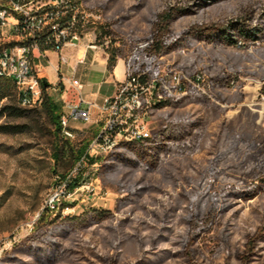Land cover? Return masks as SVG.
<instances>
[{
    "label": "rangeland",
    "instance_id": "rangeland-1",
    "mask_svg": "<svg viewBox=\"0 0 264 264\" xmlns=\"http://www.w3.org/2000/svg\"><path fill=\"white\" fill-rule=\"evenodd\" d=\"M73 2L81 37L91 35L117 60H130L135 72L148 67L159 82L180 76L146 121L152 137L173 141L153 173L110 166L112 153L90 151L70 186L76 193L53 213L45 207L50 194L76 167L74 153L89 150L98 132L88 125L73 141L62 137L67 150L59 161L44 118L31 119L27 134L0 135V264H47L37 255L55 247L53 264H244L257 233L263 239L250 264H264V43L240 36L243 23L257 28L264 0ZM170 9L183 10L171 41L196 26L224 30L223 38L148 60L146 40ZM59 90L47 89L43 99L63 104Z\"/></svg>",
    "mask_w": 264,
    "mask_h": 264
},
{
    "label": "built area",
    "instance_id": "built-area-1",
    "mask_svg": "<svg viewBox=\"0 0 264 264\" xmlns=\"http://www.w3.org/2000/svg\"><path fill=\"white\" fill-rule=\"evenodd\" d=\"M75 13L71 0H0V45H4V52H0V73H7L16 79L17 86L22 87L21 107L37 108L43 103L42 82L34 66L36 56L43 57L47 52L42 48L61 54L65 48L79 44V28L84 24ZM5 29L15 30V38L5 37ZM23 40H30V47H23ZM61 59L66 62L63 57ZM144 75H136L129 60L124 81L101 108L85 101L77 83L73 79L69 81L71 88L78 93V105H68L65 94H62L68 113L60 118L61 135H65L67 141L75 140L77 134L71 129V122L84 126L90 124L92 109L97 108L104 115V121L85 156L50 194V201L45 206L48 211L54 213L63 200L76 193L70 191V186L82 172L90 151L102 153L115 149V141L119 137H139L143 141V134H151L146 125L149 117L146 105L158 107L166 94H172L170 85L179 84L181 79L174 76L167 83L159 82L160 78L144 79ZM81 104H87L88 110H82ZM90 187L91 184H86L82 189L89 190Z\"/></svg>",
    "mask_w": 264,
    "mask_h": 264
},
{
    "label": "trees",
    "instance_id": "trees-1",
    "mask_svg": "<svg viewBox=\"0 0 264 264\" xmlns=\"http://www.w3.org/2000/svg\"><path fill=\"white\" fill-rule=\"evenodd\" d=\"M183 10L170 9L157 16L156 22L152 30V34L147 38L148 44L143 49V54L148 60L160 59L162 57L170 56L173 54L182 55L184 51L190 50L196 47L205 38H209L210 42L216 41V38L222 39L224 30H217L214 28L205 27H193L189 31L182 33L177 39L171 41L172 24L180 16H182ZM254 15L250 13L248 20L253 21ZM241 39L249 42L252 37H256V45L264 43V14L260 16L257 24V28L251 29L245 23L241 24ZM221 45L228 43L234 45L233 42H225L223 40H217ZM251 45V44H248ZM43 51H51V49H44ZM109 55L108 71L112 72L117 63V56L115 54ZM148 67L143 66L140 72H135L136 75H144V79L149 78ZM217 78L221 77V74H216ZM43 92L47 89L44 88V82L46 80L41 79ZM60 86H62L60 84ZM21 100L19 98L18 89L13 80L0 78V135L16 136L24 135L32 131L31 119L44 118L49 122L52 129L51 135L53 142V158L59 161L67 150V144L63 142L61 135L60 118L62 113L58 106L49 99H43V103L37 108H24L21 107ZM65 139V138H64ZM66 140V139H65ZM67 141V140H66ZM173 140L167 138L164 135L151 137L148 140L139 142H123L121 146H118L108 158L105 159V163H109L110 166H128L132 169L141 170L143 172L153 173L156 172L161 165L165 162V159L170 151V144ZM125 143V144H124ZM87 149H81L74 153L75 163L81 161L85 156ZM89 158V157H88ZM91 164L95 162L90 159ZM65 179V177L63 178ZM77 186V184H76ZM236 196H240L237 194ZM242 197V196H241ZM244 197V196H243ZM127 202L128 199H124ZM103 219L95 218L96 223H101ZM263 239L260 233H257L251 237L246 245V254L240 258L244 264H250L254 255L257 252V245ZM38 261H43L47 264H53L57 257L58 252L55 249L51 252L39 253ZM105 264H116L115 261L108 262L104 260Z\"/></svg>",
    "mask_w": 264,
    "mask_h": 264
},
{
    "label": "crops",
    "instance_id": "crops-1",
    "mask_svg": "<svg viewBox=\"0 0 264 264\" xmlns=\"http://www.w3.org/2000/svg\"><path fill=\"white\" fill-rule=\"evenodd\" d=\"M36 57L34 66L38 70V77L46 80L50 85L49 89L54 92L60 91L59 87L64 88L62 94H65V102L72 106L78 105V93L71 88L69 84L71 79L79 86L84 100L95 103L99 108L104 105L106 99L115 95L117 86L125 79V62L118 59L113 71L109 72V55L94 45L91 35L82 36L76 47L65 48L61 54L47 51L43 57L38 55ZM61 57L65 59V63ZM62 103L56 105L58 108L62 106V113L67 114L63 100ZM80 108L88 110L87 104H81ZM91 115L92 122L88 125L93 133H97L104 121V115L97 108L91 110ZM70 125L74 131H82L88 126L81 125L79 128L76 125L72 126V122Z\"/></svg>",
    "mask_w": 264,
    "mask_h": 264
},
{
    "label": "bare ground",
    "instance_id": "bare-ground-1",
    "mask_svg": "<svg viewBox=\"0 0 264 264\" xmlns=\"http://www.w3.org/2000/svg\"><path fill=\"white\" fill-rule=\"evenodd\" d=\"M71 1H73V0H71ZM5 37H7V38H15V30H13V29H5ZM23 47H30V40H23ZM0 52H4V45H0ZM0 78L1 79H10V80L14 81V83H15L17 89H18V92H19V98L21 100L22 87L21 86H17L16 79H14L13 77L8 76L7 73H0ZM24 108H27V107H24ZM153 108H155L154 105H146V113L150 114V112H151V110ZM63 136L66 139V136L65 135H63ZM151 137H152L151 134H143V140H148ZM139 141H142L139 137H119L118 140L115 141V149L123 142L131 143V142H139ZM115 149H107V151H102V153L103 154H108V153L113 152ZM49 201H50V199H49Z\"/></svg>",
    "mask_w": 264,
    "mask_h": 264
},
{
    "label": "water",
    "instance_id": "water-1",
    "mask_svg": "<svg viewBox=\"0 0 264 264\" xmlns=\"http://www.w3.org/2000/svg\"><path fill=\"white\" fill-rule=\"evenodd\" d=\"M36 73H38V70L36 69ZM44 88L45 89H49L50 88V85L47 83V82H44Z\"/></svg>",
    "mask_w": 264,
    "mask_h": 264
}]
</instances>
